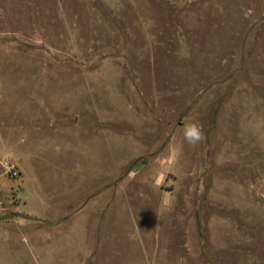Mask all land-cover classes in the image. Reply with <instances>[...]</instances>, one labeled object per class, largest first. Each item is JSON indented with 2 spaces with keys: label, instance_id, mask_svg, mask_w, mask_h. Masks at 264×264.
I'll return each instance as SVG.
<instances>
[{
  "label": "rangeland",
  "instance_id": "rangeland-1",
  "mask_svg": "<svg viewBox=\"0 0 264 264\" xmlns=\"http://www.w3.org/2000/svg\"><path fill=\"white\" fill-rule=\"evenodd\" d=\"M0 264H264V0H0Z\"/></svg>",
  "mask_w": 264,
  "mask_h": 264
},
{
  "label": "clouds",
  "instance_id": "clouds-1",
  "mask_svg": "<svg viewBox=\"0 0 264 264\" xmlns=\"http://www.w3.org/2000/svg\"><path fill=\"white\" fill-rule=\"evenodd\" d=\"M183 139L191 146H195L206 139L202 127L198 123H188L183 128Z\"/></svg>",
  "mask_w": 264,
  "mask_h": 264
},
{
  "label": "crops",
  "instance_id": "crops-1",
  "mask_svg": "<svg viewBox=\"0 0 264 264\" xmlns=\"http://www.w3.org/2000/svg\"><path fill=\"white\" fill-rule=\"evenodd\" d=\"M24 168V170H26V171H29V169H28V167L27 166H25V167H23ZM32 169H33V167H32ZM36 192V191H35ZM35 192H33V191H30V192H26V195L28 196L29 195V193L31 194V193H33V194H35ZM28 198H30L29 199V202H31V200H32V198L29 196ZM49 204V203H48ZM47 204V205H48ZM46 205V206H47ZM28 210L26 211V213L27 214H29V215H31V216H35V217H40V216H43V214L42 213H38V212H35V211H32L30 208H27ZM46 212H49L50 210L48 209V206H47V208H46ZM64 210H70L71 211V209L70 208H68V209H66V208H64ZM45 214H47V213H45ZM58 216V215H57Z\"/></svg>",
  "mask_w": 264,
  "mask_h": 264
},
{
  "label": "built area",
  "instance_id": "built-area-1",
  "mask_svg": "<svg viewBox=\"0 0 264 264\" xmlns=\"http://www.w3.org/2000/svg\"><path fill=\"white\" fill-rule=\"evenodd\" d=\"M9 171H10V173H12L14 176H19L20 175V173H19V171L16 169V168H10L9 169Z\"/></svg>",
  "mask_w": 264,
  "mask_h": 264
}]
</instances>
